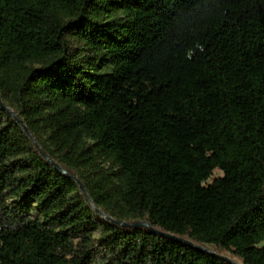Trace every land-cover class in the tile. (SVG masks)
<instances>
[{
    "label": "trees",
    "instance_id": "trees-1",
    "mask_svg": "<svg viewBox=\"0 0 264 264\" xmlns=\"http://www.w3.org/2000/svg\"><path fill=\"white\" fill-rule=\"evenodd\" d=\"M0 96L94 205L0 106V264H264V0H0Z\"/></svg>",
    "mask_w": 264,
    "mask_h": 264
},
{
    "label": "water",
    "instance_id": "water-1",
    "mask_svg": "<svg viewBox=\"0 0 264 264\" xmlns=\"http://www.w3.org/2000/svg\"><path fill=\"white\" fill-rule=\"evenodd\" d=\"M0 106L2 107L3 110L9 112V114L16 120V122L21 126V128L23 129V131L27 134V136H29V138L32 140V142L34 143V145L36 146V148L41 152V154L44 156L45 159H47L55 168L56 170H58L59 172H61L62 174L68 176V177H71L73 178L77 183L78 185L80 186V189L82 191V194H84L88 200V203L90 204V206L94 207L90 197L88 196L84 186L82 185V183L75 177H73L72 175H70L66 170H64L60 165H58L57 163H55L54 161H52L51 159H49V157L47 155H45L43 152H42V149L40 148V146L37 144V142L34 140V138L32 137V135L30 134V132L28 131V128L26 127L25 123L19 119L16 114L11 111L5 104L4 102L2 101V98L0 96ZM96 213L100 216H102L103 218H105L106 220L110 221L111 223L113 224H117V225H120V226H123V227H127V228H137V227H148V224L146 223H134V224H129L127 222H122V221H115L113 220L112 218L110 217H107L105 214H103L99 209H95ZM157 233H159L158 231H156ZM160 234H163V233H160ZM165 237L173 240V241H176V242H179V243H183L187 246H190V247H196L198 249H201L207 253H211V254H214L212 251H210L209 249L207 248H204L203 246H197L195 245L192 241H189L187 239H183V238H179V237H176L174 235H171V234H163ZM215 256L225 260V261H228V262H231L232 264H237L233 261H231L228 257H224V256H220V255H217V254H214Z\"/></svg>",
    "mask_w": 264,
    "mask_h": 264
},
{
    "label": "rangeland",
    "instance_id": "rangeland-1",
    "mask_svg": "<svg viewBox=\"0 0 264 264\" xmlns=\"http://www.w3.org/2000/svg\"><path fill=\"white\" fill-rule=\"evenodd\" d=\"M61 167L64 169L63 166H61ZM67 172H68V171H67ZM68 173H69L70 175H72L73 177L77 178V175H76L75 172H73V171H69ZM221 176H222V173L219 172V171H216V172H214V177H213V178H217V177H221ZM262 246H264V244H262ZM203 247L209 249V250L212 251V252H213V250H214V247L209 246V245H203ZM224 257H228V256H224ZM228 258H229L231 261H233V262H235V263H237V264H240L239 261H237L236 259H231L230 257H228Z\"/></svg>",
    "mask_w": 264,
    "mask_h": 264
}]
</instances>
